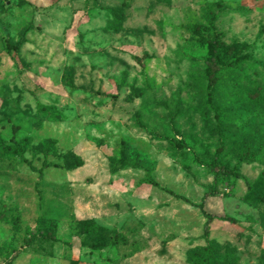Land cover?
I'll return each mask as SVG.
<instances>
[{
  "label": "rangeland",
  "instance_id": "rangeland-1",
  "mask_svg": "<svg viewBox=\"0 0 264 264\" xmlns=\"http://www.w3.org/2000/svg\"><path fill=\"white\" fill-rule=\"evenodd\" d=\"M211 20L233 50L209 100L192 28ZM15 127L36 169L59 168L19 160ZM221 147L243 178L205 198ZM260 196L264 0H0V264H204L203 201L224 218L212 264H264ZM28 229L56 241L27 247Z\"/></svg>",
  "mask_w": 264,
  "mask_h": 264
},
{
  "label": "trees",
  "instance_id": "trees-1",
  "mask_svg": "<svg viewBox=\"0 0 264 264\" xmlns=\"http://www.w3.org/2000/svg\"><path fill=\"white\" fill-rule=\"evenodd\" d=\"M213 21L214 20L210 21V28H202L200 26H195L192 28V33L196 35L198 42L202 46H205L207 49L208 57L206 59L205 65H206V76L208 80L207 93L209 100H212L214 96V91L220 82V74L224 70V57H226L233 50L232 46L226 44L219 36V34L216 33V28L214 26ZM209 31H213L214 35H210ZM17 47H20V45H18ZM247 47L248 46H244V48ZM7 53L11 56V48H7ZM240 61L241 59L237 58L234 63L238 65ZM113 98L116 97L113 96ZM39 107L42 110H50V108L46 106L39 105ZM18 131L19 129L17 127L13 128L14 136L12 137V142H13L12 150H13V154L19 160H21L23 163L28 164V166L32 171L38 172L40 178H43L45 169L51 167L59 168L57 164L49 163L45 160L42 164V167L40 169H36L25 157V152H26L25 142L24 141L19 142L15 137ZM121 147H122V151L120 152L118 163L124 167H135L136 161L127 156L126 144L124 142L121 143ZM222 154H223V147L217 150L214 159L210 164V168L214 173V186L211 192L205 194V198L208 196L216 195L220 177L232 176L237 179L243 178V176H241L240 173H238L235 169H230L224 164H222V162L219 159ZM246 159H248L246 152H241L239 160L242 162L245 161ZM82 164H83L82 160L77 158L75 162V167L76 168L81 167ZM147 183L155 187H158V184H156L151 178L147 179ZM246 186L248 188L247 197H249L253 190L252 185L250 184V182L246 181ZM175 197L187 202V200L181 196L175 195ZM259 200L264 203V196H260ZM198 207L200 208L202 214L207 218V221L203 229L204 230L203 238L207 242V246L203 249L204 264H212L214 261L215 252H214V247L212 246V242L210 240V224L216 218L219 219H224V218H222L221 216H215L213 214L208 213L205 210L204 201ZM4 218H5V213H0V221L4 220ZM27 233L29 236L24 241L25 243L24 245L27 247H30L31 245L34 244L35 240L37 239V235L43 237V239L46 241H56L54 234L49 233L48 231L40 230L37 234H34L32 230L28 229ZM117 241H118L117 237H115L112 238V240L109 243L100 242L99 245L94 246L92 249L94 250L104 249L110 245L117 244Z\"/></svg>",
  "mask_w": 264,
  "mask_h": 264
}]
</instances>
